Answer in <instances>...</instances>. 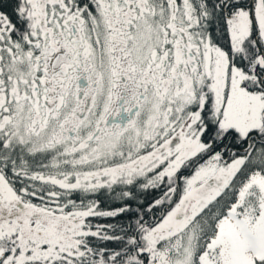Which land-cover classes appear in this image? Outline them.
<instances>
[{"label":"snow or ice","instance_id":"snow-or-ice-1","mask_svg":"<svg viewBox=\"0 0 264 264\" xmlns=\"http://www.w3.org/2000/svg\"><path fill=\"white\" fill-rule=\"evenodd\" d=\"M0 264H264V0H0Z\"/></svg>","mask_w":264,"mask_h":264}]
</instances>
